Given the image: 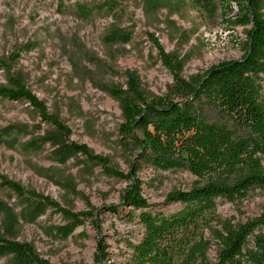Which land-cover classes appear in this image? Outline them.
Instances as JSON below:
<instances>
[{
	"label": "rangeland",
	"instance_id": "rangeland-1",
	"mask_svg": "<svg viewBox=\"0 0 264 264\" xmlns=\"http://www.w3.org/2000/svg\"><path fill=\"white\" fill-rule=\"evenodd\" d=\"M238 10L234 4L232 15ZM149 34L186 79L242 58L247 41L246 28L218 16L213 0H0V86L19 80L72 130L67 138L43 123L29 103L0 96V237L51 264H132L131 245L144 236L138 218L130 217L141 210L123 204L133 180L108 177L70 144L88 145L125 174L132 170L137 152L122 141L123 116L112 86L125 85L129 71L156 95L169 94L174 84ZM137 178L150 212L177 210L166 196L203 184L188 170L146 163ZM7 180L74 213L97 209L96 216L71 223L53 205L15 194L4 186ZM263 214L260 189L238 202L218 199L216 219L203 235L207 262L218 261V235L227 222ZM101 249L106 253L98 262ZM0 264H29V256L0 247Z\"/></svg>",
	"mask_w": 264,
	"mask_h": 264
},
{
	"label": "trees",
	"instance_id": "trees-1",
	"mask_svg": "<svg viewBox=\"0 0 264 264\" xmlns=\"http://www.w3.org/2000/svg\"><path fill=\"white\" fill-rule=\"evenodd\" d=\"M213 4L226 22L246 28L242 58L212 65L186 79L176 72L171 55L158 38L149 34L174 73L171 92L163 96L150 93L135 71L127 72L125 85L112 86V96L123 116L122 141L137 152L128 174L88 145L70 144L75 154L102 167L108 177L133 180L123 204L141 210L139 215L131 212L130 217L138 218L144 236L131 245L132 264H209L203 235L216 219L217 200L238 202L257 189L264 191V0H213ZM234 4L239 10L232 15ZM14 81L12 87L0 86V96L29 103L43 123L67 138L72 135L71 128L49 111L44 100L19 80ZM143 163L164 171L188 170L203 184L170 192L165 202L179 206L171 213L147 211L150 204L137 178ZM3 184L28 201L38 199L53 205L71 223L80 224L96 216L97 209L74 213L16 182L7 180ZM109 209L120 212L118 206ZM218 240L221 250L213 264H264V214L237 225L227 222ZM0 247L25 251L29 264H51L28 246L2 237ZM105 253L101 249L96 260L99 262Z\"/></svg>",
	"mask_w": 264,
	"mask_h": 264
}]
</instances>
